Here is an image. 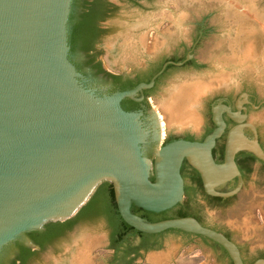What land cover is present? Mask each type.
<instances>
[{"label":"water","instance_id":"water-1","mask_svg":"<svg viewBox=\"0 0 264 264\" xmlns=\"http://www.w3.org/2000/svg\"><path fill=\"white\" fill-rule=\"evenodd\" d=\"M73 1L0 0V255L14 242L31 244L25 234L76 216L96 187L109 181L120 217L135 230L202 236L222 246L233 264H244L233 241L192 217L149 222L131 208L159 214L178 206L185 193L184 160L200 173L208 194H237L243 179L235 154L252 152L264 163L254 132L238 128L231 109L221 104L216 128L203 141L177 139L164 144L153 161L145 158L141 112L126 111L121 102L138 101L168 65L183 67L192 51L182 62L165 63L149 82L99 97L79 83L69 59ZM223 110L237 125L228 135L224 163L217 164L211 152L225 129ZM236 176L238 186L229 192Z\"/></svg>","mask_w":264,"mask_h":264},{"label":"rangeland","instance_id":"rangeland-1","mask_svg":"<svg viewBox=\"0 0 264 264\" xmlns=\"http://www.w3.org/2000/svg\"><path fill=\"white\" fill-rule=\"evenodd\" d=\"M107 1L114 9L102 22L104 33L96 45L105 72L119 75L124 81L150 77L168 58L184 57L194 48L192 63L168 69L139 110L142 129L147 133L141 146L145 158L153 161L157 151L171 139L203 136L211 120L220 115L221 104L231 109L240 122L238 128L248 127L254 132L264 151V0ZM69 59L81 69L77 73L82 77L78 79L82 86L99 97L116 93H108L110 80L84 65L85 54L79 48ZM182 97L185 100L180 111L185 122L177 123L170 104ZM159 113L168 124L164 139L158 137L162 132ZM238 183L237 176L232 178L227 190H234ZM185 184L186 209L197 213L201 207L204 224L229 235L239 247L244 264L264 257V167L259 162L246 176L237 196L219 210L206 206L189 177ZM57 222L47 223L42 231ZM116 222L110 214L97 221L81 220L44 249H36L28 264H111L114 252L109 232ZM134 236L124 245L144 249L132 264H233L226 251L186 232ZM5 251L9 258L4 256L0 264H8L18 256L14 245Z\"/></svg>","mask_w":264,"mask_h":264},{"label":"flooded vegetation","instance_id":"flooded-vegetation-1","mask_svg":"<svg viewBox=\"0 0 264 264\" xmlns=\"http://www.w3.org/2000/svg\"><path fill=\"white\" fill-rule=\"evenodd\" d=\"M83 2H84V0H83ZM110 9H111V11L109 12V14L111 15L112 12H113V9H114L113 6L110 7ZM77 11H78V17L76 18V20L75 19H72L69 22V25L70 24H73V26H71L70 29H69L70 55L73 54L74 52H76V49L79 48L80 53L85 54V62H84V65L86 67H89L92 70L96 71L97 73H99L100 75H102L104 78L110 80V85L107 86L108 87V93L117 92V91H124V90H122V88L129 81H137L138 80L139 83L146 82L148 80L150 81L152 79V77L162 68V66L165 63H167V62H177V63L178 62H182V61H184L186 59L187 54L190 51L193 52V49L194 48L191 49V50H189L185 54L184 57H170V58H168L156 70L157 72L155 71L156 73L152 77L150 75V77H148V76L141 77V78L138 77L135 80H126V81H124L122 77L120 79L117 78V77H114V76H119V75H115V74L107 75V72H105L103 70V68L101 66V63L99 61V57H98V51L99 50L96 47L98 40L95 41V42H93L92 49L90 51H84V50L81 49L82 42L85 39H87V36H89L88 35V28L86 29V31L83 33V35L81 37L77 38V40H76V45H77L76 46V49H72V47H71V44H70V35L72 33V30L82 20L81 14H80V13H83L82 7H80V9H77ZM102 22H104V21H100L96 25H94L93 27H90V30L98 31L97 34H99L101 36L104 33V30H103V28L101 26ZM201 36H202V34L199 35L197 41L195 42V45H197L198 40H200ZM190 63H192V59L189 60L188 62H186L184 66H186V65H188ZM72 64L75 66V68H76V70L78 72H81V69H80L78 63H75V62L72 61ZM171 67H175V66L168 65L165 73ZM161 77H159L157 79L156 84L161 79ZM135 86H133V87H127V88H125V90L132 89ZM151 90H145L142 93H139L136 96V98L139 99V101H134V100H130V99H124L121 102L122 108L124 110H126V111H139V110H141L142 107L146 104V102H147V100L149 98V92ZM222 116H223L224 123H225V129H224V132L221 135V137L217 139V141L215 143V146L213 147L212 152H211L212 153V157H213L214 161L217 164H223L224 163V159H225V148H226V144H227V141H228V133L230 131V128L234 125L233 124L234 123V120L231 119L227 115V113H224ZM236 125L237 124H235L234 126H236ZM215 128H216V125H215V123H214V121L212 119L211 120V123H210V126L206 129V132H205V134L203 136H201V137L183 136L182 139L187 140V141H200L201 142L208 135H210ZM162 139H164V138H162ZM171 141H172V139H171ZM234 161H235V163H236V165L238 167V170H239V172H240V174L242 176V179H243L242 186L244 185V181H245L246 176L249 175L250 173H252L253 168H254V165L257 162H259L264 167V163L260 159L258 160V158L254 154H252V153H250L248 151H239V152H237L235 154V156H234ZM186 171H187V174H186ZM181 175H182V177L184 179V183H185L187 177H189V179L192 182V186L194 188H196L199 192H201L202 197L204 199V202H205V204H206V206L208 208H213L215 210H219L223 206H226L229 202L231 203V201L238 194L237 193V194H235L233 196H230V197H227V198H224V197H221V196H215V195L208 194L206 192V190H205L204 183H203V180H202V177H201L200 173L196 169H194L188 163L187 160H184L183 163H182V165H181ZM151 180L152 181L154 180L153 172H152V175H151ZM111 185H112V183H110V182H109V184H103L102 183L101 185H99V187L97 188L96 192L91 197V199H93L94 196H96V195L99 196V202H98L99 212L98 213L91 214L88 217L84 218L83 219V222L88 221V220H90V221H97L99 219H106V217L108 218V215L109 214L111 216H113L114 219L117 220L118 222H116L115 225H113V227H112L113 230L111 232H109V245L111 246V248H113L112 250L114 252V256L112 257L111 264H114V263L115 264H129V263L132 264L133 259L136 257V254L135 253H133V254L127 256V257H121V254H122V252H121L119 254V256H115V254H116V248H119L120 250H122V249L124 250V248H125V245H124L125 240L124 241H118V239H117V236L120 233V231H121V229H122V227L124 225H123L122 218L120 217V215L118 213V209L117 210L115 209V205H114V202H113L112 197H111ZM241 189H242V187H241ZM231 190H232V188L230 189V191ZM220 192H224V189H222ZM186 193H187V190H186V184H185L184 197H185ZM90 200L88 202H90ZM186 205H189V204L187 203V204L184 205V202L182 201L175 208H173L171 210H168V211H165V212H162V213H159L160 215L162 214L161 216H159L157 213H152V212H148V211H145V210H141V211H139V216L140 217H143L145 220L152 219L153 221H161V220L171 219V217L176 216V213L174 215H167L166 217H162V216L165 213H170L173 210H178V208L180 206H182V208H183L182 210L183 211H186V213L189 212L188 215H186L187 217H192V218L196 219L202 225L206 226L204 224L202 218H201V210H202V208L199 207L198 209L200 211H198L196 213L195 211H190L189 209H186ZM107 211L109 212V214H107ZM155 214H157V216H155ZM74 225L75 224H73L72 226H74ZM44 230L43 231L42 230L41 231H32L30 233L25 234L24 237L27 240H29L30 243H31V245H34L35 248H31L29 246V244H27L25 241H17V242H14V243L10 244L8 247H6V249L9 248V247H11V245L12 246L14 245L15 246V249L18 251V256L19 255H22V257H24L23 259L26 260V264H28L29 259L32 256L35 255L34 252L36 251V249H41V247H42L41 244L37 242V240H39V238H41L42 234L44 233ZM216 231H218V230H216ZM218 232L224 234L228 239H230L232 241V239L226 233L221 232V231H218ZM132 234H133V236L135 234L136 235H141L139 233H135L134 231H132ZM142 234H144V233H142ZM146 235H148V234H146ZM199 237H201L203 239H206L205 237H202V236H199ZM35 238H36V242L33 240ZM207 240L210 241V242H212L217 247H219V248H221L222 250L225 251V249L222 246H220L218 243H215V242H213V241H211L209 239H207ZM2 255L3 256L1 257V259L4 256H5L4 259L9 258V253L7 251H4V253ZM18 256L15 259L11 260V261L8 259L9 260L8 264H13V262L16 261V259L18 258ZM257 259H264V257H259ZM16 263H19V261H17ZM2 264H5V262L2 263Z\"/></svg>","mask_w":264,"mask_h":264},{"label":"trees","instance_id":"trees-1","mask_svg":"<svg viewBox=\"0 0 264 264\" xmlns=\"http://www.w3.org/2000/svg\"><path fill=\"white\" fill-rule=\"evenodd\" d=\"M80 7H82V10H83V13L81 14L82 20L72 30V33L70 35V44H71L72 49H76L77 38L81 37L83 35V33L86 31V29L88 28V35L89 36H87V39H85L82 42L81 49L84 51H90L92 49L93 42L97 41L98 38L100 37V35L97 34L98 31L90 30V27H93L98 22L104 21L106 18H108L110 16L109 12L111 11L110 7H112V5L107 0H91V1L90 0H84V2L82 4H79V2L77 0H74L73 4H72V11L70 14V20L74 19L76 17V15H78L77 9H80ZM156 72L152 73L151 77ZM107 75H112V74L107 72ZM114 77H117L119 79L121 78V76H114ZM146 82H149V80ZM137 84H139L138 80L137 81H129L123 86L122 90H125V88H127V87H133ZM111 197H112V200L114 202L115 209L117 210V204L115 201V196H114V191H113L112 185H111ZM91 200L73 218H71L67 221H64V222H57V223L52 224V225L49 224L45 228L44 233L42 234L41 238H39V240H37V242L40 243L42 246L41 249H44V246L46 244L51 243L53 241V239L59 237L61 234L64 233L65 230L72 227L73 224H77L79 221L83 220L84 218L88 217L91 214L98 213L99 212V208H98L99 196L96 195ZM141 210H143V209H141L135 205H133L131 208L132 213L137 215V216H139V211H141ZM188 213L189 212L186 213V211H183L182 209H178L176 211V216H173L171 218L187 217L186 215H188ZM107 214H109L108 211H107ZM166 216H167V213L163 214L162 217H166ZM141 218H143V217H141ZM147 221L156 222V221H153L152 219H148ZM123 225L124 226L122 227L120 233L117 236L118 241H124V240L128 241L129 239H131L133 237L132 231H134L135 233H139L142 236H146V234H142L141 232L136 231L134 228H132L131 226L126 224L124 221H123ZM167 231L182 232V231L174 230V229L167 230ZM33 240L36 242V238ZM205 240H207V238ZM5 249H4V251H5ZM142 249H144V248L137 247V248L133 249V248H130L129 245H127V246H125L124 250L123 249L120 250L119 248H116L115 256H119V254L121 252H122L121 257H127L133 253H135L137 256L138 253L140 252V250H142ZM4 251H3V253H4ZM34 253H36V252H34ZM2 254L0 255V260H1V257L3 256ZM23 258L24 257H22V255H19L18 258L16 259V261L13 262V264H26V260ZM17 261H19V263H16ZM129 264H131V263H129Z\"/></svg>","mask_w":264,"mask_h":264},{"label":"bare ground","instance_id":"bare-ground-1","mask_svg":"<svg viewBox=\"0 0 264 264\" xmlns=\"http://www.w3.org/2000/svg\"><path fill=\"white\" fill-rule=\"evenodd\" d=\"M128 38V37H127ZM130 39V38H129ZM184 98L182 97V98H179V99H177V103L175 104V103H171L170 104V110L171 111H173V113H174V118L176 119V122L177 123H181L182 121H184L185 120V117H183L184 116V114H182V112L180 111V109H181V107H182V105L184 104ZM178 112V113H177ZM158 116H159V118H160V127L162 126V132L160 131V136H161V139H162V137L164 138L165 137V126L166 127H168L167 125L168 124H166V122L163 120V115L161 114V113H159L158 114ZM193 119V121H192V124H195V121L197 120V118L195 117V118H192ZM187 121V120H186ZM185 122V121H184ZM183 122V123H184ZM170 127V126H169ZM158 150V149H157ZM159 151V150H158ZM157 151V152H158ZM220 169H221V167H220Z\"/></svg>","mask_w":264,"mask_h":264},{"label":"crops","instance_id":"crops-1","mask_svg":"<svg viewBox=\"0 0 264 264\" xmlns=\"http://www.w3.org/2000/svg\"><path fill=\"white\" fill-rule=\"evenodd\" d=\"M104 182H106V181H102L99 185H101L102 183H104ZM111 183V182H110ZM99 185L96 187V189H95V191L93 192V194H92V196L94 195V193L96 192V190H97V188L99 187ZM91 196V197H92ZM91 199V198H90Z\"/></svg>","mask_w":264,"mask_h":264}]
</instances>
